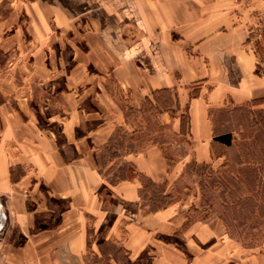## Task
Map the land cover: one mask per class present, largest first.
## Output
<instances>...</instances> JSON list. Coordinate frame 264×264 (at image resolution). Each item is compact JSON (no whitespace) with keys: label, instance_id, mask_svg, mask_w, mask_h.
Segmentation results:
<instances>
[{"label":"crops","instance_id":"obj_1","mask_svg":"<svg viewBox=\"0 0 264 264\" xmlns=\"http://www.w3.org/2000/svg\"><path fill=\"white\" fill-rule=\"evenodd\" d=\"M263 26L264 0H0V264H264L218 220L150 209L141 177L172 184L183 160L135 149L128 116L221 164L238 116L264 112Z\"/></svg>","mask_w":264,"mask_h":264},{"label":"rangeland","instance_id":"obj_2","mask_svg":"<svg viewBox=\"0 0 264 264\" xmlns=\"http://www.w3.org/2000/svg\"><path fill=\"white\" fill-rule=\"evenodd\" d=\"M252 38L258 67L264 72V26L256 28ZM9 57V54L4 56L0 53L1 71L5 68V59ZM39 96L42 99L45 97L42 94ZM2 101L13 103V95L0 93ZM147 109L145 107L142 116L128 113L129 119L136 121L139 127L138 133L133 136L137 141L129 144L138 149L148 138L169 143L162 146L168 165L183 162L182 172L172 184L147 186L145 200L152 198L167 205L176 202L179 206H187L191 219L203 222L218 220L228 236L235 237L232 239L244 248L264 249V112H256L251 117L246 113L240 114L238 122L242 126L238 128V135L233 137V144L226 151L217 150L224 155V160L220 161L221 164L203 165L194 164L191 158L184 157L189 148L183 137L164 135L154 120L155 112ZM106 160H103V168L106 167ZM5 227L4 223L0 236Z\"/></svg>","mask_w":264,"mask_h":264},{"label":"trees","instance_id":"obj_3","mask_svg":"<svg viewBox=\"0 0 264 264\" xmlns=\"http://www.w3.org/2000/svg\"><path fill=\"white\" fill-rule=\"evenodd\" d=\"M213 140L215 142L221 143V144H223L225 146H230L232 137L229 134H226V135H221V136L214 137ZM194 164H197V163L194 162ZM203 165H207V164H203ZM147 186H156V185H154L149 180L141 177L140 196H141V198L144 201H146L150 205V209L156 210V209H161V208H164L165 206H167V203H164L162 200H157L156 201V200H153L152 198H149L148 200H145V197H144L145 194L144 193H145V190H146ZM230 238L234 239L235 237H231L230 236ZM236 240H237V238H236Z\"/></svg>","mask_w":264,"mask_h":264},{"label":"bare ground","instance_id":"obj_4","mask_svg":"<svg viewBox=\"0 0 264 264\" xmlns=\"http://www.w3.org/2000/svg\"><path fill=\"white\" fill-rule=\"evenodd\" d=\"M1 216V215H0Z\"/></svg>","mask_w":264,"mask_h":264}]
</instances>
